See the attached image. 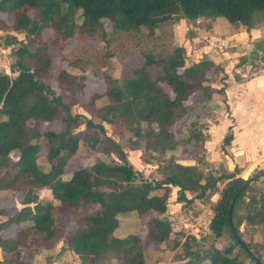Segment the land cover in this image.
Segmentation results:
<instances>
[{
	"label": "trees",
	"instance_id": "16d2710c",
	"mask_svg": "<svg viewBox=\"0 0 264 264\" xmlns=\"http://www.w3.org/2000/svg\"><path fill=\"white\" fill-rule=\"evenodd\" d=\"M32 9L37 11L36 17L31 16ZM0 12L14 15L11 28L29 36L41 38L45 29L54 30L47 41L18 48V61L13 65L17 76L0 72V191H10L12 197L17 191L25 192L24 206L14 214L0 207V264H35L22 259L23 249L39 245L49 251L61 241L62 250L74 251L81 264H109L113 260L118 264H147L146 239L153 243L180 240V231H174L165 216L171 185L179 187L178 202L192 203L196 197L216 191L220 181H226V185L212 207L210 228L217 238L228 233L232 243L222 250L213 249L208 254L210 264H245L235 259L237 247L255 264H264L257 249L251 250L253 253L246 250L245 246L250 248L254 241L245 240L241 230L242 224L264 230V189L255 191L253 186L259 175L245 179L237 176V168L224 169L218 175L213 170L207 173L208 164L200 156L194 165L174 159L159 161L156 156L165 157L181 144L187 147L206 140L196 124L189 123L191 97L200 91L199 102H205L217 93L225 95L227 75L220 77L222 86L218 88L213 86L216 78L208 75L212 69L215 75L224 69L208 56L189 62L187 49L181 44L167 55L147 52L144 63L130 78H115L108 73L107 90L91 96V107L100 98L109 99L96 109L100 121L72 111L77 94L85 88V77L63 69L56 77L61 93L46 82L52 75L49 48L54 41L63 47L78 35L81 44L95 39L108 49L117 35L151 36L165 23L181 19L197 25L200 19L223 18L233 29L245 27L249 31L264 22V0H0ZM105 19L111 21L112 32L106 30ZM87 52L80 46L77 53L85 57ZM86 59L69 56L68 66L85 69L88 63L82 66V62ZM82 118L85 129L78 130ZM54 122H62L64 127L42 129L43 124ZM117 123L132 135L120 140L109 135L106 124ZM177 123L180 135L191 124L186 137H178L172 129ZM233 138L229 131L223 145L231 144ZM82 143L103 156L91 166L75 169L65 179L70 159L81 157ZM44 149L47 160L40 163ZM135 149L143 151L145 162L157 160L158 170L164 174L161 180L147 179L133 165L129 150ZM42 188H49L55 200L42 204L37 193ZM159 189L165 191L159 193ZM188 191L198 193L189 198ZM87 205L96 208L87 212ZM61 212L75 220L73 231L67 232L59 224ZM125 220L130 222L129 227L122 226ZM13 225L18 229L9 234ZM144 226L146 239L140 235ZM190 240L199 241L194 234L186 237L182 243L184 257L196 261L207 257L199 249L193 250Z\"/></svg>",
	"mask_w": 264,
	"mask_h": 264
},
{
	"label": "rangeland",
	"instance_id": "374dc122",
	"mask_svg": "<svg viewBox=\"0 0 264 264\" xmlns=\"http://www.w3.org/2000/svg\"><path fill=\"white\" fill-rule=\"evenodd\" d=\"M30 14L31 16L36 17L37 11L32 9L30 10ZM214 19L216 18L200 19V22L202 25H210L211 21ZM13 21L14 15L0 12V72L9 74L11 77H15L18 74L17 71H13V65L16 61H18V48L21 46H30V48L34 47L40 42L47 41L54 35V30L49 28L43 31L41 38L29 36L26 32L13 30L11 28ZM180 22L178 21L174 24L167 22L151 36H147L142 33L138 35L129 33L117 35V37L112 40L109 46L110 48L108 47V49L104 47V43H99L95 39L85 40L81 44V39L78 35L68 39L66 45L63 47L59 45V42L56 43V41H54L49 48L52 75L46 78V82L51 84L58 93H61L62 90L56 82V77L60 71L67 69L68 71L77 73L79 77H85V88L77 94L78 99L76 103L73 104L72 111L74 114L82 113L89 118L100 121L96 109L108 103L109 99L107 97L100 98L96 101V104L93 107L90 106V100L94 93H104L107 90V83L105 79L106 75L110 73L115 78H130L133 75V70L144 63L145 54L147 52H154L157 55H167L174 50V47L177 44L184 45L186 43L188 44V48H190L189 35H191L193 31L189 24V30L185 28L182 32H180L181 27L177 26ZM195 27L196 26L194 25L192 28ZM258 27L261 29V37H264V22L259 24ZM105 28L108 32H112L113 30L112 23L109 19H105ZM222 30L225 29L223 28ZM234 31H240V28H234ZM145 33L148 34L147 31H145ZM14 38H16V40ZM260 42L263 44L259 45ZM249 44H253V48L250 51L251 60L248 55L249 49L246 48L247 45L244 44L241 49L243 56L240 57V61L238 63L241 62L243 64L245 71L239 72L238 70L237 73L234 72L237 78L241 76L244 79H249L257 73H264V71H262V69H264L262 68L264 67V39L262 41H257L256 39V41H251ZM80 46H83L84 50L88 51L87 53H84L85 57L83 54L77 53ZM93 50H96L97 52L94 53ZM108 52L114 54L110 56ZM189 52L191 53V50ZM189 52L188 55L190 54ZM69 56L88 58L86 59L87 61L85 60L82 62V66L85 62H87L88 65H85V69L68 66ZM188 57L189 62H192V59L194 60L192 55H189ZM246 57H248V60ZM200 59L202 60L203 58ZM28 62L30 61L28 60ZM30 64L32 63L30 62ZM111 65H113V68L110 67ZM220 68L222 67L220 66ZM224 74H226L225 71H220L215 75L213 69L208 72L209 76L213 75V77L216 78L213 81L214 87L218 88L222 86L219 79ZM201 97L202 94L200 91L196 92L191 97V105L189 104V113L191 117L189 123L194 122L196 124V127L194 126L196 130H201L206 140L203 142L196 141V143L190 144L187 147H185L184 144H181V147L173 152L169 151L165 157L160 154L156 155L157 159L159 161L174 159L179 163L194 165L198 163L196 158L200 156L207 162L206 164H208V169H206L207 173L213 170L214 174L218 175L220 174L219 171L222 172L224 169L235 170V168H237V173H240L241 168L238 167V164H242V169L244 170L242 174L248 176L247 178L255 176L259 172L256 164L259 162L260 158L252 155L256 153V147H260V143L257 144L248 142L247 144H239L238 142L235 143L232 141L229 145H223L225 136L229 131H232L231 122H233V120L231 121L232 115L230 111V104L222 94L218 93L213 96L210 101L199 102ZM189 123L186 125L184 135H180L176 131L180 123H177L172 129L178 133V137L179 135L186 137L191 130V124ZM63 127L64 124L62 122L45 123L42 125V129L52 128L61 130ZM106 128L108 134L112 135L116 140H120L123 136L128 138V136L132 135L131 131L126 130L123 132L124 130L119 123L114 125L106 124ZM84 129L85 119L82 118L78 130ZM43 142L45 141L43 140ZM236 146H238V148H236ZM79 153L81 157H79V155H74L70 159L65 170V178L71 176L75 169L81 166H91L99 156H103V154L97 155V153L88 149L85 145H83V143L79 149ZM143 154V151H129V158L136 168L142 169L145 174L144 176H147V179L161 180L164 177V174L159 172L157 165L146 166V162L144 160L145 154ZM13 155L16 157L18 153H13ZM112 156L115 155L113 154ZM106 158L110 160V157L107 155ZM46 160V149H44L39 155V162L44 163ZM159 161L158 163H160ZM156 163L157 160L154 164ZM258 175L259 177L253 185L255 191L264 189V175ZM225 185L226 181H220L217 185L216 191L207 193L202 198L196 197L192 203L178 202L177 196L179 187L171 185V193L168 199L169 205L165 216L171 221L172 227L180 231V235L178 236L180 240H174L172 243L168 242L167 250L171 247L169 250L174 252V254L172 255L170 251L169 258L165 259L166 262L173 261V259H187L186 262L191 264H210L208 254L213 249L222 250L225 246H229L232 243V239L228 233H226L222 238H217L210 228V222L214 215L212 207L220 198V191ZM39 190L37 193L42 196L41 200L39 197V201L42 204L51 202L48 199V196L51 195ZM164 191L165 189L158 190L159 193H163ZM197 193L198 192L188 191L187 196L191 198L197 195ZM11 194L12 192L10 191H0V207L5 208L10 212V214H14L24 206L22 200L25 192L17 191L14 197H12ZM88 206L89 205H87V207ZM95 208L96 206L91 205L88 207L89 210L87 212L92 211ZM2 217L3 216H1V218ZM58 221L59 224L67 230V232L75 229V226L73 225H76L75 220L67 218L62 212L58 215ZM241 230L243 231V238L245 240L254 241V244H252L253 246H250V248L253 251L257 249L262 257V261L264 262V230L256 226L247 227L245 224L241 225ZM9 232L10 231H8V233ZM9 234H11V232ZM190 234H194L199 239L198 242L190 240L192 249H199L200 252L207 255V257L201 258V260L198 261L190 256L188 257L187 255L184 257L183 254L185 253V248L182 243L185 242L186 237ZM63 245L64 243L61 241L49 251L44 250L42 246L33 245L32 249H23L22 259L25 261H31L35 264H81V260L78 255V257L73 253L71 256L66 255L68 253L62 250ZM32 251H34L36 255L33 256ZM236 252H238V258L244 261L245 264H255L252 258L243 250L241 251L237 247L234 249L233 253ZM109 264L118 263L113 260Z\"/></svg>",
	"mask_w": 264,
	"mask_h": 264
},
{
	"label": "crops",
	"instance_id": "0c3cea01",
	"mask_svg": "<svg viewBox=\"0 0 264 264\" xmlns=\"http://www.w3.org/2000/svg\"><path fill=\"white\" fill-rule=\"evenodd\" d=\"M180 21L177 25L181 27L180 32L185 28L189 30V24L193 31L191 35H189L190 48H188L187 43L184 44V46L188 52L191 50L192 54L189 52V55H192L194 61H200V58L206 55L224 69L227 75V87L226 94L223 96L230 104L231 121L233 120L231 126L234 136L232 141L235 143L238 142L239 144H247L248 142L260 143V147H256V153L252 156L260 158L256 167L259 170H264V73H257L249 79H244L241 76L237 78L234 74V72L237 73L238 70L239 72L245 71L244 66L240 64L241 62L238 63L240 57L243 56L241 51L242 46L246 44V48H248L249 42L261 38V29L256 26L248 31L245 27H241L240 31H234L230 23L223 18L214 19L211 21L210 25H202L199 20L195 28H192L194 24L185 19H181ZM223 28L225 30H222ZM236 148H238V146H236ZM129 151L141 152L142 150L135 149ZM153 165L157 164L146 162V166ZM238 165V167L241 168V172L237 173V176L246 179L248 176L242 174L244 171L242 169V164ZM139 170L142 171L141 168ZM230 171H234V169ZM142 173L144 174L143 171ZM70 177L71 176L64 178L69 179ZM39 191L49 193L48 195L51 196H48V199L51 202L55 200L49 188H42ZM39 197L41 200L42 196L39 195ZM122 226L129 227L130 222L125 220ZM17 229L18 226L13 225L9 231L12 232V230L15 231ZM174 231L178 230L174 229ZM140 235L146 239L147 232L145 226L143 229L141 228ZM168 242L169 241L153 243L146 239L145 249L147 264H178L187 261V259H173V261L166 262L165 259L169 258L171 251L169 250L171 247L167 250ZM66 253H68L66 254L67 256H71L72 253L77 256V254L71 250L66 251ZM171 254L173 255L174 252L171 251ZM2 255L3 248L0 247V259H2Z\"/></svg>",
	"mask_w": 264,
	"mask_h": 264
},
{
	"label": "water",
	"instance_id": "95a60500",
	"mask_svg": "<svg viewBox=\"0 0 264 264\" xmlns=\"http://www.w3.org/2000/svg\"><path fill=\"white\" fill-rule=\"evenodd\" d=\"M263 39H264V37H261V38L257 39V41H262ZM252 48H253V44H249V45H248V49H249V54H248V55H249V59H250V60H251V58H250V51L252 50ZM263 172H264V170H259V172H258L256 175H258V174H260V173H263ZM239 193H240V192H237V193H236V196H238ZM234 201H235V198H233V200H232V205H233ZM232 205H231L230 213H229V218H230V220H231V217H232ZM245 248H246V250H247L248 252L253 253V252L251 251L250 248H248V247H246V246H245ZM240 250H241V249H240ZM237 258H238V256L235 257V259H237ZM258 264H260L259 261H258Z\"/></svg>",
	"mask_w": 264,
	"mask_h": 264
},
{
	"label": "built area",
	"instance_id": "2783aa9c",
	"mask_svg": "<svg viewBox=\"0 0 264 264\" xmlns=\"http://www.w3.org/2000/svg\"><path fill=\"white\" fill-rule=\"evenodd\" d=\"M250 65V64H249ZM252 66V65H251ZM262 68H264V67H262ZM262 71H264V69H262Z\"/></svg>",
	"mask_w": 264,
	"mask_h": 264
}]
</instances>
